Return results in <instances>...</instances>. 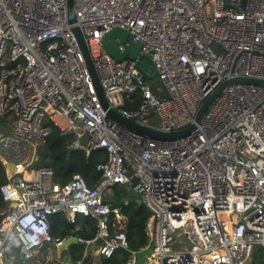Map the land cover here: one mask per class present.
Here are the masks:
<instances>
[{
	"label": "built area",
	"instance_id": "built-area-1",
	"mask_svg": "<svg viewBox=\"0 0 264 264\" xmlns=\"http://www.w3.org/2000/svg\"><path fill=\"white\" fill-rule=\"evenodd\" d=\"M74 9L71 25L66 0H0V119L9 128L0 133L7 204L0 264L15 243L25 261L45 244L60 246L66 237L53 238L55 215L69 224L94 216V238H76L95 244V254L128 250L123 226L114 229L121 212L109 203L116 185H131L149 212L146 245L128 251L123 264H138L143 252L146 264L264 262V86L225 87L195 122L221 81L264 80V0H74ZM72 26L82 31L110 108L164 132L195 129L162 140L108 117ZM114 28L150 58L163 86L157 93L136 61H117L102 48ZM136 94L139 105L126 108ZM152 116L157 125L146 121ZM54 127L73 135L72 151H105L98 187L80 175L60 184L50 167L32 166Z\"/></svg>",
	"mask_w": 264,
	"mask_h": 264
},
{
	"label": "trees",
	"instance_id": "trees-1",
	"mask_svg": "<svg viewBox=\"0 0 264 264\" xmlns=\"http://www.w3.org/2000/svg\"><path fill=\"white\" fill-rule=\"evenodd\" d=\"M146 79V78H145ZM147 80V79H146ZM148 81V80H147ZM150 82V81H149ZM133 102H125L126 108H136L140 103L139 94H136ZM150 123H153L151 120ZM9 131L7 122L0 119V133ZM73 135H61L60 129L54 127L52 132L47 136L45 142L36 149V160L33 161V167H50L53 172V180L63 184L70 180L74 175H80L89 187H98L102 177L97 166L104 163L106 154L103 149H97L86 155L84 151H72L68 148ZM6 182V170L0 162V186ZM120 188L117 194H113L114 200H123L120 212L124 218L116 222L114 229L123 226L127 236L128 250H117L111 257L104 258L94 252L85 256V247L82 243L70 246L72 261H81L80 264H123L128 255V251H140L146 245V238L143 232L144 223L149 215L148 210L137 201L127 199V192L120 185L114 189ZM116 192V191H115ZM117 195V196H116ZM7 207L0 193V221L3 218L4 211ZM50 229L53 238H64L75 236L83 240H91L96 233V218L92 215L84 217L79 216L75 224H69L62 215L51 217ZM254 261H259L254 257ZM19 264V244L15 243L10 250L6 251L4 264Z\"/></svg>",
	"mask_w": 264,
	"mask_h": 264
},
{
	"label": "water",
	"instance_id": "water-1",
	"mask_svg": "<svg viewBox=\"0 0 264 264\" xmlns=\"http://www.w3.org/2000/svg\"><path fill=\"white\" fill-rule=\"evenodd\" d=\"M66 15H67V22L73 25L76 21L74 0H66ZM71 31L77 40L78 46L80 48V51L82 53L85 62L87 72L91 77L92 84L95 93L99 98L101 107L105 111L108 117L112 118L114 121H116L123 127H126L140 135L156 138V139H162V140L177 139L187 135L188 133H190L195 129L196 124H191L188 127L179 130L164 132L153 126H149L145 123L126 117L120 114L119 112H117L116 110L110 108L100 87L98 76L93 66L89 48L82 34V31L77 26H72ZM101 45L102 48L117 61H122L126 58L136 61V65L138 69L141 71L144 77L148 81H150V87L154 93L158 92L157 87L163 88L161 81H159L156 78L157 73L153 68L150 58L146 55L139 54L140 44L138 42L133 41L127 32L119 28H114L103 36ZM121 45L124 46L123 49L120 48ZM233 84H253L258 86H264V80L239 76V77L227 78L221 81L199 106L195 115L196 123L200 122L207 108L217 98V96L221 93V91L225 87ZM6 167L8 172H13V167L11 165H7ZM109 203L111 209L116 208L120 210L122 205L124 204V201L123 200L114 201V202L109 201ZM122 221L123 222L125 221L124 218H122ZM76 241L77 238L75 236H69L60 244V247L62 248L68 247L76 243ZM82 245L86 246V243L82 242Z\"/></svg>",
	"mask_w": 264,
	"mask_h": 264
},
{
	"label": "crops",
	"instance_id": "crops-1",
	"mask_svg": "<svg viewBox=\"0 0 264 264\" xmlns=\"http://www.w3.org/2000/svg\"><path fill=\"white\" fill-rule=\"evenodd\" d=\"M111 197L109 198V201H113V202L120 201V200H114ZM77 243L79 242L76 241V243L74 244H77ZM70 246L62 248L60 246H55L53 243L45 244L42 247L36 249L32 259L27 260V261L23 260L19 253V264H78L77 261L76 262L72 261V254L70 252ZM86 246L84 247L86 248ZM91 253L92 252L88 253L87 249H85L84 251L85 256ZM28 262H31V263H28Z\"/></svg>",
	"mask_w": 264,
	"mask_h": 264
},
{
	"label": "rangeland",
	"instance_id": "rangeland-1",
	"mask_svg": "<svg viewBox=\"0 0 264 264\" xmlns=\"http://www.w3.org/2000/svg\"><path fill=\"white\" fill-rule=\"evenodd\" d=\"M91 50H92V52H96V48H95V46H92L91 47ZM152 121L153 123H151V124H155V125H157V119H156V117L155 116H152L151 118H147L146 119V121L148 122V123H150L149 121ZM122 188H124L125 190H126V192H127V199H129V200H133V201H137V202H140V200H141V196H140V194L139 193H137V192H135L133 189H132V186L131 185H120ZM120 190V188H116V190L113 188V190H112V195L111 196H113V194H117V192ZM116 191V192H115ZM111 196H109V197H111ZM117 196V195H116ZM111 198H114V197H111ZM95 248H96V245L95 244H93V243H91V244H87V246H86V248L85 249H87L88 250V253H90V252H94V250H95ZM147 255H148V252H143V253H141L140 255H139V262H138V264H146V261H147ZM28 263H31V262H28ZM252 264H264V262L262 261V262H259V261H257V262H255V261H253L252 262Z\"/></svg>",
	"mask_w": 264,
	"mask_h": 264
}]
</instances>
